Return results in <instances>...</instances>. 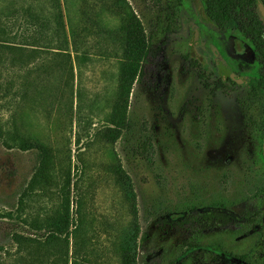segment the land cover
Masks as SVG:
<instances>
[{
    "label": "rangeland",
    "instance_id": "rangeland-1",
    "mask_svg": "<svg viewBox=\"0 0 264 264\" xmlns=\"http://www.w3.org/2000/svg\"><path fill=\"white\" fill-rule=\"evenodd\" d=\"M128 2L86 1L90 15L107 29L120 26L133 9L145 33L154 34L144 74L129 96L132 126L112 143L103 134L111 126L118 89L119 42L108 33L85 37L80 44L85 58H74L72 78L66 56L56 55L42 39L48 26L35 25L26 12L34 0H0V264H30L11 234L44 235L30 225L68 199L71 218L82 226L76 245L70 236L69 264H124L132 214L126 185L117 183L112 171L116 154L134 183L142 230L152 237L145 247H162L164 262L203 264L204 250L221 246L240 254L253 252L251 261L264 264L257 231L245 233L242 222L220 224L207 216L172 219L187 210L193 215L194 210L207 211L217 201L240 216L250 213L252 202L243 198L249 186L264 183V161L260 132L249 129L245 114L248 109L258 123L264 122V92L249 103L250 84L232 89L222 80L225 86L217 89L216 82L222 62L251 78L264 74V60L258 54L241 56L245 43L255 48L236 22H229L224 33L205 25L199 50L211 77L200 79L188 41L200 25L202 0H181L179 6V0ZM62 3L71 34L73 27L83 25V0ZM231 35L238 54L234 58ZM145 138L152 142L150 160L135 150ZM33 141L49 152L53 163L45 160L39 174L41 148ZM166 212L171 217L164 220ZM196 234L201 247L192 249L187 242ZM139 253L142 264L145 251L139 248ZM231 264L247 263L235 258Z\"/></svg>",
    "mask_w": 264,
    "mask_h": 264
},
{
    "label": "trees",
    "instance_id": "trees-1",
    "mask_svg": "<svg viewBox=\"0 0 264 264\" xmlns=\"http://www.w3.org/2000/svg\"><path fill=\"white\" fill-rule=\"evenodd\" d=\"M86 1L83 0L81 7V21L83 25L77 28L73 27L71 34L67 32L62 0H34L35 4H30L26 8V12L35 25L48 26V30L42 39L45 44L50 45L47 47L54 49L56 55L66 56L65 65H67L68 60L72 78L74 77V58H85L80 52V44L83 43L85 37L91 33H108L112 39L119 42L121 58L119 63L118 89L113 100V111L109 120L111 126H108L109 129H106L103 134L104 139L115 143L121 137L123 129L132 126L130 117L128 116L129 96L135 81L144 74V63L148 56L154 34L145 33L142 21L133 9L129 11L126 20L120 26L115 29H107L100 24L97 16L92 17L90 15L89 6L87 7ZM124 2L129 5L128 0H114V3L117 4ZM203 2L205 14L219 28L224 29L229 21H237L242 31L251 38L253 47L257 53L264 58V23H262L257 10V0H203ZM177 5H180V0ZM160 12L164 13L162 10ZM159 13L157 15L158 20L161 17ZM40 46L43 47L45 45ZM58 63L59 61L56 62V64ZM224 86L225 84L222 80L219 79L216 82L217 89H221ZM250 86L251 90L248 95L249 103L254 101L259 91L264 92V77H261V75L253 77L250 81ZM245 118L250 130L253 132L258 131L260 134L264 132V122L258 123L248 109L246 110ZM261 140L262 135H260ZM32 144L33 146L41 148L39 156L41 157L40 162L42 163L36 171V174H39L44 170L45 160L48 159L50 164L52 162L50 154L45 148L40 147L36 141H33ZM151 148V138H145L139 141L135 150L150 160L151 158L148 153ZM261 158L264 161L262 153ZM112 171L117 177V183L126 185V196L132 214L130 232L123 244L124 264H139V248L145 251V255L142 257V264H178L173 259L164 262L163 253L165 252L162 247L156 248L155 245L147 246L148 248L145 247V244H148L152 237L148 230H142L137 204V192L132 178L124 168L122 160L117 154ZM71 185L72 179L69 173L66 182L69 193ZM252 191L253 189L250 192ZM221 205L224 204L221 203ZM194 211L195 215H193L191 210H187L180 217L176 218L172 215V219L176 222H184L197 219L198 216L211 217V213L208 210ZM169 215H171V212H166L163 217L164 220L171 217ZM258 217H249V222H259L257 220L259 219ZM215 218L216 221L220 219L226 221L229 219L222 212H216ZM30 229L43 231L45 234L40 236H31L21 232H13L11 234L12 238L27 252V255H22V259L28 260L30 264L32 262L33 264H46L48 258L52 256L50 260L51 264H69L70 236L72 234L75 239L74 245H76L77 237L82 232L80 223H76L71 218L69 199L64 206L57 207L53 214L47 215L32 223ZM259 239H261L260 236L256 237V243H258ZM187 243L192 249L201 247V242L197 234ZM215 248L217 250H223L221 246H215ZM40 250H44L43 255H41L42 252ZM37 252L39 254H36ZM230 254L233 258L237 256L245 257L234 250ZM212 255L213 251L211 248L204 250L203 264H211ZM251 255L252 252L246 255L249 262L251 261ZM223 260H227V258L223 257Z\"/></svg>",
    "mask_w": 264,
    "mask_h": 264
},
{
    "label": "flooded vegetation",
    "instance_id": "flooded-vegetation-1",
    "mask_svg": "<svg viewBox=\"0 0 264 264\" xmlns=\"http://www.w3.org/2000/svg\"><path fill=\"white\" fill-rule=\"evenodd\" d=\"M181 1V0H180ZM264 2V0H262ZM203 0H202V3L200 2L199 5L201 7L202 10H204V5H203ZM257 5H258V12L260 14V18L262 20V23H264V18L262 17L260 11H259V4H258V0H257ZM201 9H199V16L201 17L200 18V25L198 28H200V35H201V28L204 27L205 25H209L213 28H215L216 30H218L219 32H225L226 31V27L224 29H221L219 28L216 23H214V21H211L209 18V20H206V19H203V17L201 16ZM234 22H236L240 29H241V26L240 24L235 21V20H232ZM231 22V21H229ZM228 22V23H229ZM227 23V24H228ZM226 24V26H227ZM242 31V29H241ZM193 32V31H192ZM243 34L246 36V39L249 40L251 42V44L253 43L251 38L244 32L242 31ZM192 36V34H191ZM191 38V37H190ZM235 36L234 35H231L229 38H228V43H229V50H230V56H232L233 58L234 57H237V53L233 50V40H234ZM190 40V39H189ZM199 42H200V37L197 41V49L199 51V53L201 54L202 58H196L194 57L193 55H191V51L189 49V41H188V50H189V54L190 56L192 57L193 61H192V66H194V68L197 69V77L200 78V79H205V80H208L210 81V77H211V74L209 73V65H207V62H206V58L205 56L200 52L199 50ZM244 45H246L245 47V52L241 54V56H246V53L249 54V56H252L254 57L255 54L257 55V51L256 49H254V51L252 50V48L249 46L248 43H245ZM253 45V44H252ZM238 47L239 49L241 50L242 49V45L239 43L238 44ZM259 55V54H258ZM259 57L264 60V58H262L260 55ZM223 65H227L225 63H221V70L223 68ZM228 66V65H227ZM232 68V67H231ZM221 70H220V80H224V81H227V82H230L231 85H233V88H238V87H241L243 85H249L250 84V81L252 80L253 77L257 76V75H261V77H264V74L261 73V74H257V75H254L252 76L251 78L248 77L247 74L243 73L241 70H238V69H234L232 68V70L240 75H243L245 76L246 78V81L243 83V84H239L237 81L233 80L232 78H230L229 76H227L226 78H224L222 75H221ZM208 81H205V85L206 86H211V82H208ZM219 81V79H218ZM224 83V82H223ZM227 88V87H226ZM246 119V118H245ZM247 122V121H246ZM262 149H261V153L263 155V136H264V132L262 134ZM260 138V136H259ZM263 159H264V156H263ZM258 185V183H257ZM250 188V191L251 189H253L252 192H248L251 193L250 196H248V194L243 198L245 199L246 201H251L252 202V208H251V211L248 215L246 216H240L236 213H233L228 205L225 203V202H220V201H217V202H213L210 207L208 208V211L211 213V217H208L209 220H213L215 221L216 223H224V224H232V223H241L244 224V231L245 233H248V232H255L257 231V237L260 236L261 239H259L258 243H257V246L258 247H261L263 248L264 246V241H263V238L264 237V183L262 184V186H257L256 188H251V186H249ZM221 203H223L224 205H221ZM216 212H222L225 216H227L229 219L228 220H222L220 219L219 221H216V218H215V215H216ZM255 216H259L257 219L259 222H254V223H251L249 222V217H255ZM211 250L213 251V255H212V259H211V264H231V261H233V259L235 258H238L240 261H243V263H247V264H255L254 262L252 261H248L247 258H246V255L247 253H243V254H240V255H244L245 257H240V256H237V257H232L231 256V251L232 249L228 248V247H223V250L219 249L217 250L215 248V246H213L211 248ZM236 252V251H235ZM253 254V252H252ZM223 257L227 258V260H223Z\"/></svg>",
    "mask_w": 264,
    "mask_h": 264
},
{
    "label": "water",
    "instance_id": "water-1",
    "mask_svg": "<svg viewBox=\"0 0 264 264\" xmlns=\"http://www.w3.org/2000/svg\"><path fill=\"white\" fill-rule=\"evenodd\" d=\"M259 4V11L264 18V2L262 0H258ZM200 37V28H195L192 32V36L189 40V49L191 51V55H193L196 58H202L201 54L199 53L197 49V41ZM221 75L226 78L229 76L233 80L237 81L239 84H243L246 81L245 76L240 75L236 72H234L230 67L227 65H223V68L221 70ZM263 156H264V136H263Z\"/></svg>",
    "mask_w": 264,
    "mask_h": 264
}]
</instances>
